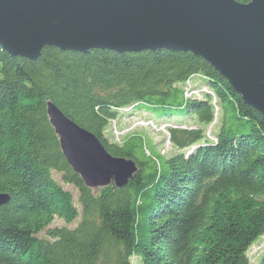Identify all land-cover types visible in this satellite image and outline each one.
I'll list each match as a JSON object with an SVG mask.
<instances>
[{"label": "trees", "instance_id": "1", "mask_svg": "<svg viewBox=\"0 0 264 264\" xmlns=\"http://www.w3.org/2000/svg\"><path fill=\"white\" fill-rule=\"evenodd\" d=\"M199 74L221 110L215 141L205 137L213 100L183 92ZM47 100L110 154L136 163L126 185L85 186L60 150ZM133 103L184 107L197 127L169 128L177 150L169 156L151 154L142 135L109 141L105 128ZM134 148L147 158L138 160ZM52 171L79 191L81 220L73 229L49 228L55 218L68 224L78 215ZM0 191L10 196L0 206V264H131L133 256L140 264H250L247 252L264 235V116L189 51L46 46L32 61L0 46ZM44 230L48 239L38 236Z\"/></svg>", "mask_w": 264, "mask_h": 264}, {"label": "water", "instance_id": "2", "mask_svg": "<svg viewBox=\"0 0 264 264\" xmlns=\"http://www.w3.org/2000/svg\"><path fill=\"white\" fill-rule=\"evenodd\" d=\"M0 46L32 61L46 46L189 51L264 116V0H0ZM46 114L63 156L88 188H121L136 173L133 160L110 154L50 100ZM9 200L0 191V206Z\"/></svg>", "mask_w": 264, "mask_h": 264}, {"label": "rangeland", "instance_id": "3", "mask_svg": "<svg viewBox=\"0 0 264 264\" xmlns=\"http://www.w3.org/2000/svg\"><path fill=\"white\" fill-rule=\"evenodd\" d=\"M206 81V77L201 76V74L192 75L190 78L191 85L189 87H183V92H185L187 88V91H192L193 94L199 95H195L192 98L196 97L200 99L202 96H206V94L213 97V106L215 107L214 119L206 126V128L212 126V132L210 131L209 134L213 137L219 126V123H216V120L218 119L216 114L218 115L220 113L221 115V110L219 111V107L215 100L216 98L214 97L212 90H210L209 86L206 84ZM184 113V107L153 109L149 107L137 108V104H130L129 106L118 110L117 117L111 120L107 128H105L104 136L109 141L121 142L123 138L142 135V138H144V145L149 149L151 154L160 157L159 152H161L162 154L169 156L177 151L171 145L169 149L165 148V145L170 144L169 138L167 137V135H169V128H174L176 126L183 128V124L194 125V122L185 117ZM164 114H170V116H165ZM154 123L156 126H154ZM158 128L165 133L159 131ZM207 131L208 130L206 129V138L209 137L207 136ZM190 149L192 148L190 147L187 151H182L188 154L191 151ZM134 155L138 160H144L147 158L143 155L140 148H134ZM52 177L63 187V189L71 193L78 215L68 224L62 219L55 218L49 228L66 226L69 229H73L81 220L82 208L78 201L79 191L74 185L65 183L61 177V173L52 171ZM98 189L100 188L93 189V191H98ZM38 236L40 238H49L46 234V230L40 232ZM262 254H264V235L259 237L247 252L250 264H256ZM131 264H140V258L138 256H133L131 258Z\"/></svg>", "mask_w": 264, "mask_h": 264}, {"label": "bare ground", "instance_id": "4", "mask_svg": "<svg viewBox=\"0 0 264 264\" xmlns=\"http://www.w3.org/2000/svg\"><path fill=\"white\" fill-rule=\"evenodd\" d=\"M190 78H191V77L189 76L187 80H190ZM187 80H186V81H187ZM186 81H185V83H186ZM190 85H191V82H188V83H186V84L183 83V86H184V87H189ZM184 95H185L186 98H189V96H190V98L194 96V94H193L192 91H187V88H186V91L184 92ZM197 95H198V94H197ZM198 96H199V95H198ZM209 96H210L211 100H213V97H212L211 95H209ZM134 104H137V103H133V105H134ZM217 116H220V115H219V114H218V115L216 114V117H217ZM151 124H152V123H151ZM154 124H155V123H154ZM154 126H156V124H155ZM183 126H184L185 128H187V129H194V128L197 127V126H195V125L192 126V125H188V124H183ZM211 128H212V126L207 128V130H208V131H207V134H209L210 131L212 132ZM158 130H159V131H163V130H161V129H159V128H158ZM163 132H164V131H163ZM164 133H165V132H164ZM168 133H169V132H168ZM167 137L170 138V135H167ZM209 137H210V138H209ZM209 137H208V138H209L210 140H213V141L216 140V138H215L214 136H213V137L209 136ZM169 143H170V142H169ZM170 144H171V143H170ZM170 144L165 145V148H166V149H169V148H170ZM159 153H160V155H161V152H159Z\"/></svg>", "mask_w": 264, "mask_h": 264}, {"label": "built area", "instance_id": "5", "mask_svg": "<svg viewBox=\"0 0 264 264\" xmlns=\"http://www.w3.org/2000/svg\"><path fill=\"white\" fill-rule=\"evenodd\" d=\"M190 82V80H187L186 83ZM185 83V84H186ZM197 95V94H194V96ZM211 134H207V136H210Z\"/></svg>", "mask_w": 264, "mask_h": 264}]
</instances>
